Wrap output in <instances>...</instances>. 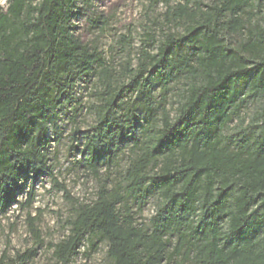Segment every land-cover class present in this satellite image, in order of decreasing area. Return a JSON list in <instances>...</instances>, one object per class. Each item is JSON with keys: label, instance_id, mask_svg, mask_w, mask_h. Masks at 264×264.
<instances>
[{"label": "trees", "instance_id": "16d2710c", "mask_svg": "<svg viewBox=\"0 0 264 264\" xmlns=\"http://www.w3.org/2000/svg\"><path fill=\"white\" fill-rule=\"evenodd\" d=\"M9 1L0 13V215L30 209L42 177L69 196L53 176L48 134L60 141L61 109L98 73L96 124L81 153L90 174L107 177L93 202L73 204L53 264H73L102 244L103 264H264V108L223 134L246 98L264 97V0L170 7L189 23L188 46L166 36L119 86L73 33L75 0ZM181 78L188 84L171 117L154 92ZM129 95L136 99L126 103ZM122 155L127 165L110 183ZM150 201L155 212L141 221Z\"/></svg>", "mask_w": 264, "mask_h": 264}, {"label": "rangeland", "instance_id": "374dc122", "mask_svg": "<svg viewBox=\"0 0 264 264\" xmlns=\"http://www.w3.org/2000/svg\"><path fill=\"white\" fill-rule=\"evenodd\" d=\"M213 0H75L76 10L72 23L73 33L82 44L97 51L111 72L114 85L127 84L131 70L138 68L144 52L155 55L159 44L168 35L183 38L188 46V26L185 20H176L169 14L170 7L189 2L190 8L199 4L203 9ZM9 0H0V13L7 11ZM99 70V69H98ZM188 81L181 78L169 85L167 90L158 87L154 92L156 104L166 106L171 117H175L181 102V94ZM102 88L98 73L87 81H80L76 89V99L64 106L59 114V127L62 136L54 141L55 134L50 131V164L53 176L63 184L69 193L53 187L51 177L40 178L36 185V196L30 209L15 205L0 215V262L20 263L26 255L25 264H53V246L68 234V220L76 202L90 203L96 198L100 185L107 177L102 171L101 179L85 169L88 155L81 153L87 134L96 124L94 104L95 92ZM135 95L125 97V102L134 101ZM137 104V103H136ZM127 106V105H125ZM264 108V97L246 98L240 111L233 117L223 131L232 135L249 125L252 119ZM77 131V133H75ZM128 162L122 155L119 163L109 177L110 183L119 178ZM102 180V181H101ZM25 195L20 197L24 202ZM155 201L146 206L141 221L147 222L154 214ZM32 219L34 225L32 226ZM106 245L102 244L95 253L78 255L73 264H103L106 261ZM17 256H22L17 260Z\"/></svg>", "mask_w": 264, "mask_h": 264}]
</instances>
